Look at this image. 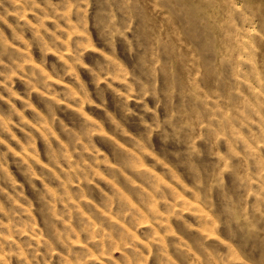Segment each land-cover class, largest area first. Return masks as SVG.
Wrapping results in <instances>:
<instances>
[{"label":"rangeland","instance_id":"374dc122","mask_svg":"<svg viewBox=\"0 0 264 264\" xmlns=\"http://www.w3.org/2000/svg\"><path fill=\"white\" fill-rule=\"evenodd\" d=\"M0 264H264V0H0Z\"/></svg>","mask_w":264,"mask_h":264}]
</instances>
